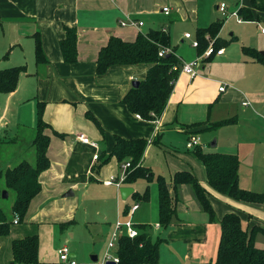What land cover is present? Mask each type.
I'll use <instances>...</instances> for the list:
<instances>
[{"label": "crops", "instance_id": "1", "mask_svg": "<svg viewBox=\"0 0 264 264\" xmlns=\"http://www.w3.org/2000/svg\"><path fill=\"white\" fill-rule=\"evenodd\" d=\"M221 4L226 15L219 9ZM163 8L168 9V14ZM128 19L143 25L122 26ZM263 21L264 0H0V70L17 66L26 69L19 75L14 91L0 94V182L3 181L7 193L11 192L6 188V172L21 162L32 167L27 157L29 151H34L36 166L34 142L39 103L43 105L42 121L47 124L43 136L48 139L49 162L38 178L41 189L22 220L13 213L12 206L11 218L0 209L10 222L8 233L0 235V264L13 261L14 240L29 236L38 238L39 264H63L57 251L64 246L77 264L102 262L94 254L90 260L79 261L76 252L66 244L58 249L53 246L50 217L58 216L55 222L61 236L75 237L72 229L76 226V202L67 211L64 204L78 194L90 193L87 200L98 213L106 218L108 213H114L117 222L129 221L125 216L136 212L141 202L149 205L154 223L132 225L137 232L140 226H149L151 238L162 239L159 264H212L220 238L219 221L227 213L237 214L248 228L264 230V204L235 202L214 191L207 182L203 163L191 152L194 150L186 148L191 135L199 137L202 132L221 130L228 142L221 150L215 151L219 139L210 145L200 140L197 149L207 154L235 155L241 189L249 181L259 182L254 163L261 151L255 153L257 142H250L242 131L256 129L259 124L254 121H260L264 130V65L244 50L264 53V35L258 29ZM65 27L74 28L77 34V59L72 63L63 60L59 46ZM206 28L210 29L204 35L203 50L193 47V41L198 42L197 31ZM150 29L169 33V46L160 50L168 49L167 54L179 61V65L173 66L178 75L167 105L154 121L131 113L122 102L133 88L132 83L145 78L150 65L116 66L104 75L96 74L98 53L111 37L133 42ZM36 33L48 60L41 66L36 65L34 57ZM210 45L223 49V53L203 59L195 68L194 77L180 72L182 64L198 59ZM218 71L222 74L217 75ZM220 87L224 90L219 91ZM219 123L222 125L215 127ZM80 135L89 143L80 142ZM115 136L148 141L140 165L153 172L152 181L128 184L123 180L119 187L115 185L122 178L123 165L129 162L119 163L110 156ZM9 146L10 153L2 151V147ZM95 153L99 155L97 161L92 159ZM177 172H189L197 178L212 206L214 220L203 211L190 185L173 189ZM157 177L164 179L174 209L167 229L159 225ZM111 178L114 183L106 185ZM121 188L131 190L126 198L121 197ZM68 192L72 195L66 196ZM145 192L146 200L133 197ZM59 199L64 202H58ZM101 200L104 206L99 211ZM135 205L137 209L130 213ZM35 208L37 213L33 212ZM16 217L18 221L14 223ZM26 223L29 228L23 226ZM106 232L111 237L105 254L116 258V244L108 247L114 240L115 224L112 231Z\"/></svg>", "mask_w": 264, "mask_h": 264}, {"label": "trees", "instance_id": "2", "mask_svg": "<svg viewBox=\"0 0 264 264\" xmlns=\"http://www.w3.org/2000/svg\"><path fill=\"white\" fill-rule=\"evenodd\" d=\"M220 25L221 23L218 24V26ZM209 29L197 31L198 49L203 48V38ZM33 38L35 63L37 66L45 65L48 60L39 33L34 34ZM59 46L65 62L76 61L77 34L74 28H64V38L60 40ZM168 46V32L150 29L146 35L139 34L133 42L111 37L97 56V75H104L109 69L116 66L150 65L145 78L140 81L137 87L131 88L122 99L131 113L137 114L147 121H154L161 116L178 75V72L171 71L173 66L179 65V61L173 54L158 56L159 50ZM215 46L214 49L217 50L218 48ZM244 51L264 65V53L260 54L251 49ZM25 70L24 66L0 70V94L14 91L19 75ZM42 113L43 105L39 103L37 137L34 142L37 154L36 166L33 168L27 162H21L6 172V188L15 194L12 211L17 214L19 220L25 217L31 200L39 193L41 189L39 175L49 165L46 157L48 139L43 136L47 124L42 121ZM220 125L222 123L215 127ZM114 139L115 143L110 156H114L119 163L126 160H129L130 163L124 182L130 184L138 180L152 181L153 172L140 165L148 141L145 139L126 140L118 136H115ZM193 152L203 163L207 182L214 191L235 202L264 204V190L261 193H254L239 188V161L235 155L207 154L197 148ZM156 182L159 225L163 229H167L171 224L174 209L164 179L157 177ZM182 184L191 186L203 211L209 214L211 220H214L212 206L197 179L189 172H177L173 176V189H177ZM133 197L146 200L148 193L145 192L142 196L134 194ZM9 223L6 215L0 211V235L8 233ZM219 226L220 238L216 252V264H264V249L255 247L252 241V233L256 230L263 232V229L244 226L240 217L235 213L225 214L219 221ZM138 231V235L134 238H129L125 234L119 235L115 247L117 264H159V247L162 239L153 240L149 234V226H140ZM37 251L38 238L36 236L14 240L12 242V262L13 264H39Z\"/></svg>", "mask_w": 264, "mask_h": 264}, {"label": "rangeland", "instance_id": "3", "mask_svg": "<svg viewBox=\"0 0 264 264\" xmlns=\"http://www.w3.org/2000/svg\"><path fill=\"white\" fill-rule=\"evenodd\" d=\"M222 73L218 71L217 75H221ZM257 122V128L256 129H249L248 131L244 132L242 131V134L246 137H249L250 142H257L254 151L255 153L257 151H261V156L259 152H257L256 162L254 163V173L255 177H258L259 182L252 183L249 181L247 183L246 189L253 190L251 192L254 193H261L264 188V130L261 129V122L260 121H254ZM227 130V129H224ZM211 130L209 132H202L200 133L199 137L201 140V143H208L207 145H210L212 142L216 141V139H219V146L215 151L221 150V148L226 145L228 142L226 141V137L224 138L223 134L221 133V130ZM244 132V133H243ZM35 134V131H34ZM227 136V134H226ZM184 146V143H183ZM179 146V147H183ZM199 148V147H197ZM4 149V150H3ZM11 147H2V151H6L7 153H10ZM193 152V151H191ZM13 153V152H12ZM4 154V152H3ZM34 151H29L27 153L28 162L32 164V167H34ZM31 155H33L31 157ZM8 156V155H7ZM199 160V159H198ZM196 178V177H195ZM197 179V178H196ZM121 180V178H120ZM198 181V180H197ZM253 187V188H250ZM155 187H153L154 189ZM240 188V187H239ZM245 188L243 190H245ZM249 191V190H247ZM3 192H6L5 185L3 181L0 182V209L3 210L8 216V218L12 217V213L10 212V208L14 202L15 194L13 192H9L7 198H2ZM91 194H78L75 197L69 198L65 202V208L66 211L71 209L74 202H76V208L74 209V219L76 220V226L73 227V231L75 234L74 238H69L67 234L60 235L58 231V223L55 222V220L58 218L57 215L54 217L49 218V228L53 229L52 235H53V246L58 249L61 245L66 244L67 246L71 247L76 252V259L79 261L82 260H90V255L94 254L98 257L99 260L104 259L107 253H106V244L108 240L111 237V233L106 232L112 231L114 224H116L117 220L114 215V213H108L107 218L104 217V214L98 213L96 207L94 204H92L90 201L87 200ZM58 202H64V200L59 199ZM130 203V202H129ZM146 204V203H145ZM99 211L104 206V200H101L98 202ZM264 210V206L262 207ZM65 211V212H66ZM34 213H37V208L34 209ZM107 219V223L104 222V220ZM129 219L131 223H154L151 220L152 217L150 216V207L149 205H144V203H140L139 209L131 214L130 216L127 214L125 216V220ZM264 221L263 219H261ZM23 225V224H22ZM246 226L245 224H243ZM26 228L30 227L29 223L24 224ZM33 229H37L35 224L31 225ZM56 228V229H55ZM49 236V233H48ZM252 241L255 247H259L261 249H264V231H254L252 233ZM50 243H48L45 246V253L48 251V246ZM109 251V249H108ZM106 253V254H105ZM12 264V262L10 263ZM64 264V263H63ZM212 264H216L215 260Z\"/></svg>", "mask_w": 264, "mask_h": 264}, {"label": "built area", "instance_id": "4", "mask_svg": "<svg viewBox=\"0 0 264 264\" xmlns=\"http://www.w3.org/2000/svg\"><path fill=\"white\" fill-rule=\"evenodd\" d=\"M219 9L224 15H226L224 4H221ZM163 12L165 14H168V9L167 8H163ZM233 15H235V14H233ZM121 25L122 26L130 25V26H135V27H141L143 25V23L142 22H136V21L128 19V22H122ZM258 29H259V32L264 35V21L261 22L260 24H258ZM185 38H189V34H185ZM192 46L197 48L198 47V42L197 41H193ZM167 53H169V50L164 48V49L159 51L158 56L162 57V56H164ZM222 53H223V49L215 50L214 47L210 45L198 59H196L195 61H193L191 63L182 64V66L180 68V72L184 73V74H187L190 77H194V76H196V69L195 68L201 63V61L203 59H208V58L213 57V56H219ZM173 70L176 71L177 68L173 67ZM223 90H224V87H220L219 88V91H223ZM78 140L80 142H82V143H86V144L89 143L88 139L86 137H84V135H80L78 137ZM149 142H150V140H149ZM92 145L94 146V144H92ZM199 146H200L199 137L196 136V135H191L188 138L187 142H186V148L189 149V150H194L195 148H197ZM98 158H99V155L97 153H95L93 155L92 159H93V161H97ZM129 167H130V163L129 162H127V163H125L123 165L124 173L122 175V178H121L120 182L115 184L117 187H119L121 182L123 180H125V178L127 176L126 170ZM113 183H114V179L113 178H111V180L105 182L106 185H111ZM136 209H137V205L133 206V208L131 209L130 213H132ZM17 221H18V218L16 217L14 223H16ZM121 234H125L129 238H134V237H136L138 235V232L133 227L132 223L129 222V221H126V222H120L119 221V222H117L115 224L114 240L109 243V246H108L109 249H111V248H113L115 246L116 239ZM57 252H58L57 254H58V257H59V261L61 263L77 264V262L75 260L71 259L70 251H69L68 247L64 246V247L60 248ZM109 261H113L115 264H117V262H118L117 258H111L109 255H106L102 262H93L91 264H106Z\"/></svg>", "mask_w": 264, "mask_h": 264}, {"label": "water", "instance_id": "5", "mask_svg": "<svg viewBox=\"0 0 264 264\" xmlns=\"http://www.w3.org/2000/svg\"><path fill=\"white\" fill-rule=\"evenodd\" d=\"M138 84H139V82H137V81H134L133 83H132V87H137L138 86ZM131 192V190L130 189H128V188H121L120 189V193H121V197L122 198H126L127 196H128V193H130ZM69 195H72V193L71 192H68L67 194H66V196H69ZM3 197L5 198V197H7V194L5 193V192H3ZM106 264H115L113 261H109V262H107Z\"/></svg>", "mask_w": 264, "mask_h": 264}]
</instances>
